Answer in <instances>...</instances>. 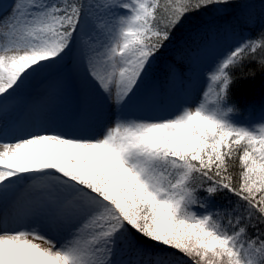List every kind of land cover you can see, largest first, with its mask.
<instances>
[{
	"label": "snow or ice",
	"instance_id": "6c2138e0",
	"mask_svg": "<svg viewBox=\"0 0 264 264\" xmlns=\"http://www.w3.org/2000/svg\"><path fill=\"white\" fill-rule=\"evenodd\" d=\"M235 3L14 0L0 16V106L74 57L108 111L93 135L0 137V264H264V106L259 121L237 122L231 99L238 81L264 79V14L232 15L184 42L195 58L221 33L234 40L217 48L194 107L127 114L184 22ZM169 75L184 79L178 65ZM92 115L85 105L77 119Z\"/></svg>",
	"mask_w": 264,
	"mask_h": 264
},
{
	"label": "rangeland",
	"instance_id": "374dc122",
	"mask_svg": "<svg viewBox=\"0 0 264 264\" xmlns=\"http://www.w3.org/2000/svg\"><path fill=\"white\" fill-rule=\"evenodd\" d=\"M13 3L14 0H0V16H3L6 10L10 11V5ZM193 35L194 32H185L174 37L168 53L164 55L166 59L163 58L167 76L163 82H157L159 84L151 93L138 95L137 102L131 107L128 115L168 117L184 106L194 107L199 102L208 86L205 72L211 67L217 48L230 46L233 37L221 33V38H217L216 48H210L195 58H189L183 56L182 42L189 40ZM177 46L180 50H176ZM172 65L182 68L183 80H171L169 73ZM85 105L93 114L92 119L86 123L77 119L78 110ZM262 106L264 98L250 101L240 112L234 114L232 119L237 122L259 121V110ZM107 111L100 98L85 88L74 57H66L64 61L50 65L33 75L9 101L6 110L0 106V137L5 139L4 135L7 133L12 140L43 127L70 135H93L107 118ZM13 198V195L9 194L4 201V207H7Z\"/></svg>",
	"mask_w": 264,
	"mask_h": 264
},
{
	"label": "trees",
	"instance_id": "16d2710c",
	"mask_svg": "<svg viewBox=\"0 0 264 264\" xmlns=\"http://www.w3.org/2000/svg\"><path fill=\"white\" fill-rule=\"evenodd\" d=\"M249 13L254 15L259 21L261 15L264 14V2H262V0H237V3L227 7L225 15L212 13L198 17H191L184 22V25L179 30H177L175 36L185 32H194L195 34L205 28H212L219 24H222L225 19L230 18L232 15H242ZM259 27L260 25L259 23H257L255 28L246 29L244 34L247 35L248 33H251V35L254 36ZM218 37L221 38L220 35ZM174 39L175 38H173V40ZM185 41L187 40H183L182 45ZM233 42L234 40L231 41L230 45ZM176 48V50H180L179 46H177ZM169 49L170 43H168L157 54L146 76L144 77L143 82L137 91V94H140L141 92L147 94L150 89L151 91H153L159 83L164 81L165 77L167 76V71L163 66L164 59H166L164 58V55L168 53ZM176 53L178 52H175V54ZM161 59H163L162 62H160ZM167 59L172 61V59ZM249 67L254 68L255 65H249ZM158 81L159 83L157 84ZM261 98H264V79H262V76L259 72H257V75L254 80L238 81L237 84L233 87L231 99L239 105L241 110L243 106L248 102L258 101Z\"/></svg>",
	"mask_w": 264,
	"mask_h": 264
},
{
	"label": "bare ground",
	"instance_id": "6f19581e",
	"mask_svg": "<svg viewBox=\"0 0 264 264\" xmlns=\"http://www.w3.org/2000/svg\"><path fill=\"white\" fill-rule=\"evenodd\" d=\"M3 135H4V134H3ZM4 137H5V139H7V140H11V137H10L7 133H5Z\"/></svg>",
	"mask_w": 264,
	"mask_h": 264
}]
</instances>
